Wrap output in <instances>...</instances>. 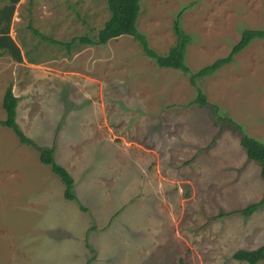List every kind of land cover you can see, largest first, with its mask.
Listing matches in <instances>:
<instances>
[{
	"label": "rangeland",
	"instance_id": "1",
	"mask_svg": "<svg viewBox=\"0 0 264 264\" xmlns=\"http://www.w3.org/2000/svg\"><path fill=\"white\" fill-rule=\"evenodd\" d=\"M141 5L138 29L160 54L176 44L174 24L183 11L182 28L193 36L186 62L194 72L228 56L244 30H264V0H143ZM16 11L11 36L21 46L25 60L38 64L78 58L86 45L77 41L70 50L53 41L95 38L110 18L106 0H22ZM86 52L94 69L79 60L67 66L90 71L104 83L103 93L94 101L107 103L118 135L132 141L128 150L138 165L137 170L130 168L127 184L136 189L118 191L115 187L122 181L114 178L111 183L115 186L108 188L110 180H97L87 205L81 199L69 201L64 197L65 185L40 161L38 151L22 144L11 128L0 126V264H90L94 247L104 258L121 251V245L128 243L126 232L146 216V200L140 198L117 217L120 207L132 199L128 195L137 194L136 199L145 192L140 184L129 181L132 171H138L144 183L155 184L150 192H157L162 197L159 202L172 214L173 206L181 225L196 224L193 239L198 251L195 257L192 251L183 252L184 264H247L234 260L233 255L264 244V205L248 217L240 211L264 198V179L258 163L249 160L226 121L215 126L212 105L264 145V37L252 38L233 63L203 82L210 103L205 108L188 106L197 89L186 75L155 67L130 36ZM11 59L4 56L2 62L8 67L0 65V121L7 116L3 98L14 78L16 94L21 96L18 125L37 146L47 148L55 140L54 122L63 112L92 118L89 103L93 99L81 95L79 86L73 91L69 80L51 77L45 83L34 72L29 95L24 83L28 79L23 78L28 69L12 64ZM93 89L88 87L90 92ZM70 107L74 109L68 111ZM137 143L160 155L138 148ZM93 163L92 176L101 174L104 166L109 171L115 168L114 159L105 153L93 158ZM74 193L82 196L76 182ZM149 201L156 203L157 199L153 196ZM152 208L159 217L160 208ZM132 241L129 239L130 245Z\"/></svg>",
	"mask_w": 264,
	"mask_h": 264
},
{
	"label": "crops",
	"instance_id": "2",
	"mask_svg": "<svg viewBox=\"0 0 264 264\" xmlns=\"http://www.w3.org/2000/svg\"><path fill=\"white\" fill-rule=\"evenodd\" d=\"M15 19H17V11L12 22V29L15 25ZM93 48H96V46H87L86 49H83L84 51L82 50L81 53H78L79 56L76 55L78 58L72 59L73 61H68L61 57V61L56 59L52 61L53 63L43 62V64H38L34 61L27 62L24 57L23 63H17L15 61L12 63H16L17 65L31 71H25L23 76L24 79H28V81L25 80L24 83L27 86L25 89L29 95H31L30 92H33L32 77L34 76V72H36L35 78H42L44 79L43 82L45 83H47V79L51 77L69 80V82H71V86L73 87V91L76 89L78 90L79 88L77 86H79L81 95L87 99H93V101L89 103L92 104V107L90 106L89 108L93 113L92 118L81 117L78 115V113L63 112L61 118L55 120L54 122V126L57 130L55 140L50 142V145L47 146V148H51L55 145L56 162L68 170L74 179V184L76 182L80 185L82 196H77L74 193L76 196L75 201H79V199H81L85 205H87L86 201H88L87 198L90 194V188L97 180L100 183H106L108 180H110L109 183H106V187L109 188V186H115L114 183H111V180H114L115 178L116 180L122 181L120 185H116V190L120 191L127 187L129 189H136L135 185H130L127 183L128 172L130 168L133 167L135 170H137L138 165L137 161L136 163L134 162L133 156L135 155L132 154L130 150H128V147L130 148L132 146L131 144L129 145V143L132 141L125 138V136L118 135L116 121L111 120V117L108 115L107 103L105 101H94L96 97L101 95V91L103 93L104 83L102 80H100V78L97 76L93 77V74L88 70L87 71L89 73L84 72L76 67L69 68L67 66V63H74L75 60H79V62L83 63L85 67L94 69V62H89L92 57L88 56V53L86 52L90 50L93 52ZM2 60L3 57L0 58V65L2 64L8 67L6 62H2ZM99 61L100 58L96 60V62H98L96 66L98 68ZM78 81H80V84H78ZM11 84L13 85L14 94L20 100L21 96L16 94L18 84L15 83V78L12 80ZM90 86L94 88L92 92L88 90V87ZM27 94H25V96ZM74 105L75 104H73V106ZM72 109L74 108L70 107L68 111ZM147 120H149V118ZM124 129L127 131L126 128ZM137 147L150 152L151 154L155 153L156 157L160 155L156 150H150V148L141 144H138ZM87 150H89V152H87ZM104 153L106 156L114 159L115 168L109 171V169L104 166L101 174L98 176H92L90 173H93V170L95 169L93 158H98ZM80 165H84V167L79 169ZM78 169L80 170L81 177H78L77 175ZM156 171L159 173L158 169H156ZM136 174L137 180H134L136 179ZM140 175L141 174H139L138 171H132L129 181L140 184L139 189L145 191L146 193L144 192L143 197H138L136 199H134V197L137 194L131 196L128 195V200L131 197L132 199L125 203L126 205L124 204L120 207L121 210L117 214V217L121 214H124L129 205L134 204L135 201H140L138 200L140 198H142L141 200H146V216L141 217L140 225H136L134 223L131 225L124 236L126 239H128V243L121 245V251L112 255H107L104 258L100 255V249L94 247L95 254H93L90 264H121L122 259L124 264H181L185 258L183 252L190 254L191 251L194 253L193 256L195 257L198 251L196 242L193 239V235L197 228L196 224L193 223L191 225L185 226L181 225V219L178 218L180 215L175 212L174 208H172L173 206H170V209L173 210L172 214L170 210L167 209V205L164 206L163 203L161 204L159 202L162 197H160L157 192H150L155 188V184H149L150 182L144 183L145 181H143V178L142 176L140 177ZM35 178L36 177H34V179ZM160 186H163V183H161ZM153 196L157 199L156 203L149 201V199ZM155 205L160 208L159 212L161 215L159 217H157L154 209L152 208ZM76 208L78 207L76 206ZM82 208L86 209L85 212L90 211L88 207L81 206V210H83ZM118 220L122 222L121 218H118ZM124 224H127V222L124 221ZM185 236H187L188 239H186ZM129 239L133 240L131 245L129 244ZM109 251L111 250L106 252Z\"/></svg>",
	"mask_w": 264,
	"mask_h": 264
},
{
	"label": "trees",
	"instance_id": "3",
	"mask_svg": "<svg viewBox=\"0 0 264 264\" xmlns=\"http://www.w3.org/2000/svg\"><path fill=\"white\" fill-rule=\"evenodd\" d=\"M22 0H0V58L10 56L15 62L23 63L24 55L21 47L11 36L12 22L17 10V6ZM110 18L104 27L99 31L97 37L83 36L72 39L69 43L57 42L66 45L68 48L77 41L88 46H104L112 40H117L124 36L134 38L141 46L143 54L159 69H174L182 72L189 78L192 87L197 89L196 97L188 104L189 107L199 106L205 108L210 103L204 93L203 82L209 78H214L218 72L225 66L234 62L235 57L243 52L251 43L254 37H264V30L242 32L243 38L240 42L233 45L230 54L226 57L217 59L213 63L203 67L199 71H192L186 62L188 47L193 42V36L185 32L182 28L181 18L183 11L179 12L174 24L176 34V44L166 54H160L155 51L147 39L138 29L139 20L142 14L143 0H106ZM32 29V27H30ZM33 30V29H32ZM34 33L42 36L36 30ZM255 35V36H252ZM42 38L45 39L44 36ZM70 50L72 47L69 48ZM19 99L13 91L11 84L5 92L3 98V109L6 111V119L0 121V126L11 128L15 131L22 144L34 147L40 156V161L50 166L52 172L57 175L65 185L64 197L69 201H75L74 179L63 166L59 165L55 159V145L51 148H42L30 138H28L20 129L17 122V107ZM214 109L215 126L219 127L220 122L226 121L229 130L240 138L241 146L246 150L249 160L258 163L260 175L264 179V145L259 144L254 138L249 136L243 126L235 122L227 114H222L217 105H212ZM188 195V194H187ZM264 205V198L255 204L248 206L240 211L245 216H251ZM86 211L85 208H82ZM233 259L247 264H259L264 261V244L254 250H238L234 253ZM181 264H184L183 261Z\"/></svg>",
	"mask_w": 264,
	"mask_h": 264
}]
</instances>
